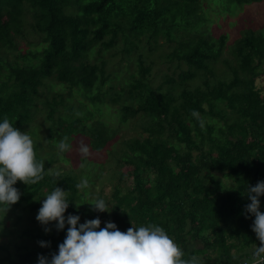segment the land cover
<instances>
[{
  "label": "trees",
  "instance_id": "trees-1",
  "mask_svg": "<svg viewBox=\"0 0 264 264\" xmlns=\"http://www.w3.org/2000/svg\"><path fill=\"white\" fill-rule=\"evenodd\" d=\"M194 1L177 0L176 7ZM25 13L33 23L23 21ZM169 13L159 0H0V122L7 117L21 131L33 123L34 101L47 80L84 91L85 97L93 91L108 93L99 92L108 83L106 63L103 58L92 63L88 58L94 47L100 56L111 55L109 51L118 42L124 56L142 50L136 61L138 78L130 74L127 89L113 90L111 104L108 100L102 103L121 106L120 123L141 115L146 137L124 142L121 152L106 149L108 161L115 159L124 170H118L114 178L111 211L90 208L85 220L99 217L101 228L111 221L121 232L132 224L158 225L180 247L183 260L196 257L198 264H241L260 244L251 230L255 217L245 218L244 206L250 203L247 185L264 181V92L256 86L264 75V34L251 30L231 46L230 53L238 59L232 62L235 73L231 79L220 80L210 65L220 60L227 37L221 34L210 42L209 36H195L196 41L188 42L162 34L159 27ZM126 24L128 30L120 35ZM25 27L43 42L32 44L42 46L37 51L22 54L14 39L24 37ZM161 38H165L167 51L159 46ZM16 51L20 54L15 63L8 62L7 55ZM172 59L185 63L188 71L164 76L165 91L162 85L151 88L146 81L150 65L145 66V60L160 64ZM124 72L127 78L129 68ZM195 79L202 87L189 89L187 82ZM121 90L124 95L119 94ZM124 98L128 102H122ZM50 109L52 117L55 102ZM97 114L101 116V111ZM82 116L84 121L93 117L90 113ZM79 128L83 135L88 131L90 144L98 153L117 133L114 126L100 120ZM78 183L72 175L56 173H43V179L34 185L17 181L14 187L21 196L11 210H39L40 199L60 187L70 201L65 217H80L92 198L84 195L86 189H77ZM96 197L103 198L101 192ZM260 211L264 213V196L260 197ZM47 227L51 232L40 234L38 228L32 235L30 229L24 231L36 244L31 250L17 247L14 257L0 243V264H37L38 255L58 252L68 225L60 231L54 222ZM3 232L10 233L1 216L0 235ZM38 241H48L50 247H40Z\"/></svg>",
  "mask_w": 264,
  "mask_h": 264
},
{
  "label": "rangeland",
  "instance_id": "rangeland-1",
  "mask_svg": "<svg viewBox=\"0 0 264 264\" xmlns=\"http://www.w3.org/2000/svg\"><path fill=\"white\" fill-rule=\"evenodd\" d=\"M161 4H164L169 8L170 13L166 17L163 25H160V31L162 34H169L172 38H179L180 40H187L188 42L196 41V37L205 38L207 36L211 37V41H216L219 35H225L226 39V50L222 53L220 60L216 63H212L210 67L213 72L215 71L221 77L217 79L225 80L229 77H233L232 73L235 71L232 69V62L234 59L238 62L237 58L230 53L232 50V45L235 44L239 38L246 36L251 30L257 31L264 34V0L254 1V0H195L193 5H186L185 7H176L177 0H159ZM24 8V6H23ZM28 13V12H27ZM25 13L23 16V21H29L33 23L32 19H29V15ZM175 15L176 18L173 17ZM161 23V22H160ZM129 28V24L123 25L120 31V35H123ZM24 37L18 36L15 38V43L18 50H21L22 54L25 51H37V48H41V45H32L42 43L40 36L35 33L38 37L30 34L29 28L25 27ZM137 35V34H136ZM201 35V36H199ZM134 37L133 34H130ZM149 37V36H148ZM194 38H196L194 40ZM26 40L31 41V45L25 43ZM165 38L159 39V46H165L164 49L168 50V45L164 42ZM31 46V47H30ZM114 49H111L107 55L104 53L103 56L98 54V50L93 48L88 54L89 61L99 62L101 58L106 63L105 66V77L108 79L107 85L100 89V93L97 94L95 91L87 94L89 97L83 96L81 90L75 87L70 89L66 85H60L55 79L47 80L45 86L41 88L38 92V96L35 98L34 107L32 108L33 120L28 124L23 130L28 131L31 138L34 141V153L37 161H43L44 163V173H59V174H69L76 177L80 182L82 179L88 181V188H86L84 195L92 199L101 192L103 199L108 203L109 209L112 206L111 192L113 187L117 184L116 173L118 170L123 171V165H117L116 160H109L106 155V149L114 150V152H121L124 142L131 141L136 138H144L146 134L143 129L142 116L138 115L135 117H128L126 122L120 123L121 118L120 108L114 103L113 108L105 103L103 100H108L107 104H111L110 99L113 97L110 92L121 87L122 89H127L128 85L131 83L128 76L130 74L134 75V78H138L137 73V56L142 54V50H136L135 54H130L129 56H124L120 54L122 45L120 42L116 43ZM141 49L145 50V44L140 45ZM161 48V47H160ZM167 48V49H166ZM41 49L38 50L40 52ZM20 52L16 51L12 54L7 55V61L10 63H15L17 60L15 56L19 55ZM145 54V53H143ZM153 57V53L150 55ZM160 57V56H159ZM150 59V58H149ZM154 60V59H153ZM88 61V62H89ZM179 63V65H177ZM150 65V70L147 75V83L151 88H157L162 85V89L165 91L167 87L163 86L164 79L166 75L186 73L188 71L185 63L178 62L172 59L171 62L161 61L159 64L150 63L145 60V66ZM129 68V72L126 78L125 69ZM239 68V65H238ZM216 74V75H218ZM188 88L202 87V82L198 80H189L187 82ZM109 86H114L112 90L107 89ZM256 86L258 88H263L264 92V75L256 80ZM107 89V90H106ZM125 90L119 92L120 95H124ZM96 97V99H95ZM95 103H93V102ZM128 102L124 98L122 102ZM56 103V112L50 117V112L52 104ZM101 103V104H99ZM50 105V107H49ZM119 105V104H118ZM136 107V104L133 105ZM100 109V110H99ZM101 116L97 113H100ZM92 114L93 117L84 121L82 115ZM78 120L79 123H76ZM97 120L109 123L110 126H114L117 132L112 137L111 141L108 142L104 151L98 153L93 149L96 148L94 144H90V139L88 131L86 135L79 132L80 124L84 126H93ZM78 126V127H77ZM76 130L75 134L70 132L71 129ZM64 136H68L69 143L72 145L70 151L59 154L56 143L62 139ZM83 141L89 149L88 156L86 158L82 157L79 153L80 142ZM106 152V153H105ZM196 155L197 153L194 152ZM57 156L58 160H55ZM114 156V155H113ZM53 158L55 161H52ZM108 162V163H107ZM81 164L84 167H81ZM221 181L224 183L226 179L219 176ZM228 186V183H225ZM47 192V191H46ZM45 197H42L40 201L42 202ZM21 208V207H20ZM10 209L5 213L0 211L1 216L4 218L5 226L8 227L10 233L3 232L0 235V243L8 248V251L13 255L15 254L17 247H27L31 250L36 244L31 237L27 234L23 235V232H27L30 229L32 235L37 234V229L40 228V234L43 233L44 228L36 220V215L38 210L29 213L28 211H22L21 209ZM90 205H86L84 213L80 216L79 223H84L86 218L90 217L87 212L90 209ZM66 216V213L64 214ZM22 218L19 220L18 225L15 226L17 218ZM18 221V220H17ZM55 223V222H54ZM45 232V231H44Z\"/></svg>",
  "mask_w": 264,
  "mask_h": 264
},
{
  "label": "clouds",
  "instance_id": "clouds-1",
  "mask_svg": "<svg viewBox=\"0 0 264 264\" xmlns=\"http://www.w3.org/2000/svg\"><path fill=\"white\" fill-rule=\"evenodd\" d=\"M69 139L64 136L56 143L59 154L71 150ZM33 145L28 131L22 132L14 127L7 117L0 122V211L6 213L19 201L21 193L14 187L17 181L34 185L43 179L44 163L36 160ZM78 151L82 157L88 156L89 149L83 141ZM88 186L86 179L76 185L79 190ZM246 196L250 203L244 206L245 218L248 215L255 217L251 230L260 241L253 251V264H264V213L260 211L264 181L247 185ZM69 202L67 191L60 187H55L42 201L36 220L44 226L45 233L51 232L47 226L52 222H55L57 231L63 230L66 224L68 227L65 239L58 245V252L50 256L38 255L37 264H198L196 257L181 259L180 247L158 225L136 227L131 223L132 227L121 232L111 221L101 228L99 217L79 223L78 215H64ZM86 204L95 212L111 211L103 198L96 197ZM76 206L79 208L80 205ZM38 244L50 247L48 241H38Z\"/></svg>",
  "mask_w": 264,
  "mask_h": 264
},
{
  "label": "built area",
  "instance_id": "built-area-1",
  "mask_svg": "<svg viewBox=\"0 0 264 264\" xmlns=\"http://www.w3.org/2000/svg\"><path fill=\"white\" fill-rule=\"evenodd\" d=\"M253 254L251 255V258L249 260H244L241 264H253Z\"/></svg>",
  "mask_w": 264,
  "mask_h": 264
}]
</instances>
